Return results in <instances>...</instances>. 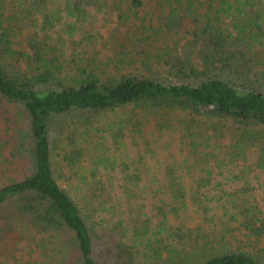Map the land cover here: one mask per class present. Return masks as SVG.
I'll return each instance as SVG.
<instances>
[{"label":"trees","instance_id":"1","mask_svg":"<svg viewBox=\"0 0 264 264\" xmlns=\"http://www.w3.org/2000/svg\"><path fill=\"white\" fill-rule=\"evenodd\" d=\"M109 2L117 12L115 53L101 61L81 56L75 37L91 22L89 9L103 11ZM109 2L26 0L9 8V1L0 0V104L9 106L4 112L16 122L0 140V147L12 143L8 165L0 173V253L14 258L39 254L22 264H147L136 262L122 240L101 235L80 202L58 182L50 140L56 116L120 111L107 130L116 131L115 141L131 132L134 144L143 147L127 167L136 173L128 174L132 180L126 187L137 185L139 172L150 167L146 155L161 149L159 143L150 148L152 142L162 138L169 144L165 142L178 137L179 158L167 150L163 170L172 175L171 194L183 207V180L174 184L182 176L178 171L202 168L205 177L192 178L197 188L210 182L211 160L222 168L242 165V172H264V0H157L142 16L132 10L142 8L144 0ZM55 31L61 34L56 39ZM64 37L70 38L69 46ZM181 41L182 57L175 53ZM72 45L73 60L64 58L63 50ZM126 59L139 61L148 72L133 70L135 63L124 68ZM155 66L166 67L176 80L154 77ZM148 117L160 135L150 141ZM236 199L238 205L226 216L241 220L248 236L261 243L263 210L244 195ZM196 202L206 216L205 198L198 196ZM227 243L203 244L214 252L193 264H264V247L229 251L224 250Z\"/></svg>","mask_w":264,"mask_h":264},{"label":"rangeland","instance_id":"2","mask_svg":"<svg viewBox=\"0 0 264 264\" xmlns=\"http://www.w3.org/2000/svg\"><path fill=\"white\" fill-rule=\"evenodd\" d=\"M6 1L10 2L9 8H13L14 4V7L23 6L26 2ZM156 1L144 0V6L134 8L132 12L138 11V16L144 15L146 11L151 12L156 6ZM49 7L54 5L49 4ZM59 10L63 16H67L63 7H59ZM89 11L91 22L84 26L87 30H83L75 37L80 40L78 53L81 56L90 55L99 61L108 59V56L115 53L113 35L118 27L115 19L117 12L110 2L103 11L94 8H90ZM58 33L60 34L59 31L54 32L55 39ZM86 34L91 35L92 39L86 37ZM64 39L67 41L66 46H69L70 38ZM183 42L179 43L175 52L181 57L186 54L182 47ZM75 47L72 45L63 50L64 58L73 60ZM132 63L137 66L133 68L136 72H148L137 60L122 61L123 67L127 69ZM111 67L112 63L107 70L111 71L109 70ZM154 70L151 74L156 78L176 80L168 73L166 67L155 66ZM8 107L0 104V140L10 135L16 124L14 120L8 119L11 113L4 112ZM13 111L15 110L12 109L11 112ZM131 111L128 108V113ZM119 114H121L119 110L96 113L73 111L54 117L50 127L55 177L60 185L80 202L83 214L94 223L95 229L101 235L122 240L134 252L136 262L142 261L147 264L202 262L214 252L206 251L203 247V244L212 240L217 242L218 246L227 240L224 250L229 251L241 249L255 252L259 247H264V241L258 243L248 236V229L241 224V220L233 218L231 220L225 214V211L232 210L238 205L236 197L239 194L257 204L264 215V172L260 173L259 169L256 172H242L240 170L242 165L222 168L211 160L209 162L212 170L211 180L203 187L197 188L195 178L194 181L192 178H198L199 174L205 177L202 168L197 167L193 173L181 174L178 171L175 174L182 176L174 184L177 186V183L183 180L182 189L186 193V204L183 207L182 203L174 200V194H171L172 187L169 186L173 185L172 175L163 170L167 163L165 158L167 150L179 158L177 152L179 139L175 137L174 140L169 139L165 142L169 144H164L160 138L150 145L152 148L159 143L161 149L157 147L156 153L146 155V163L150 167L145 166L139 172L140 182L133 187H126L123 184L128 185L132 180L128 174L136 173L130 172L132 168L127 167L133 166L143 147L134 144L131 132L125 131L118 141L114 140L113 133L116 131L109 132L107 129L115 123ZM148 118L150 123L145 125V130L150 141L152 135L154 138L160 135L155 131L158 129L154 126V121L151 117ZM228 138L227 134L226 141ZM11 148L12 143L10 145L4 143L0 147V173L2 166L5 168L8 165L5 159L9 157ZM99 151L101 152L98 154ZM77 152L79 155H75ZM102 152L104 155L99 156ZM251 157L252 155L249 156ZM168 161L173 163L172 157ZM158 164L161 168L156 170L154 167H158ZM11 168L12 165L9 169L12 170ZM10 172H7V175ZM149 182L153 184L150 185ZM198 196L205 198L204 203L208 206L206 216L202 214L196 202ZM163 216H168L166 224H161ZM102 244H98L99 249L102 248ZM26 249L28 250V247L23 251L26 252ZM27 253L14 254L15 258L0 253V264H22L29 257L39 256Z\"/></svg>","mask_w":264,"mask_h":264}]
</instances>
